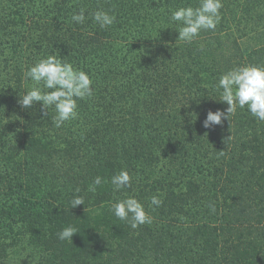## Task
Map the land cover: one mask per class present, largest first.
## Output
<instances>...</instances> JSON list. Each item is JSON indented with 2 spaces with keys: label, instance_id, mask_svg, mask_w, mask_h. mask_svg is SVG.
<instances>
[{
  "label": "trees",
  "instance_id": "obj_1",
  "mask_svg": "<svg viewBox=\"0 0 264 264\" xmlns=\"http://www.w3.org/2000/svg\"><path fill=\"white\" fill-rule=\"evenodd\" d=\"M222 3L216 29L185 43L171 12L199 0H0V264H264V121L237 107L203 126L228 108L222 74L264 66V0ZM96 10L114 24L100 29ZM48 55L93 81L60 128L54 110L18 104L28 67ZM121 169L132 186L114 193ZM126 194L151 224L112 214ZM75 195L85 203L70 209ZM69 225L72 241L59 240Z\"/></svg>",
  "mask_w": 264,
  "mask_h": 264
},
{
  "label": "clouds",
  "instance_id": "obj_2",
  "mask_svg": "<svg viewBox=\"0 0 264 264\" xmlns=\"http://www.w3.org/2000/svg\"><path fill=\"white\" fill-rule=\"evenodd\" d=\"M222 7V0H199L198 7L181 6L173 10L170 21L178 31L177 41L192 43L202 31H214L220 23ZM85 12L86 9L80 8L78 13H73L71 21L83 24L86 20ZM90 15L100 29L112 26L116 19L114 14L103 10H96ZM25 79L32 82L31 87L23 95L19 94L18 104L28 109L39 102L42 109H47L45 115L50 114V109L54 110L51 123L56 128L77 119V101L91 98L93 95V81L90 75L57 55H48L29 66ZM215 88L220 92L219 101L226 102L228 108L226 111L209 110L203 121L205 128L221 125L224 119H229L235 113L237 107L247 108L254 118L264 121V66H236L220 76ZM102 182V177L96 176L88 191L94 193ZM111 184L114 193L121 192L131 188L132 177L126 169H121L111 177ZM76 191L78 193L79 189ZM84 203L83 196L75 195L70 201V209ZM161 204L162 200L158 195L150 197L149 207H159ZM111 212L133 229L152 223L151 215L134 195L126 194L125 198L115 200L111 204ZM75 233L76 228L69 225L58 232L57 236L61 241H72Z\"/></svg>",
  "mask_w": 264,
  "mask_h": 264
}]
</instances>
